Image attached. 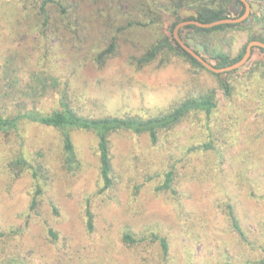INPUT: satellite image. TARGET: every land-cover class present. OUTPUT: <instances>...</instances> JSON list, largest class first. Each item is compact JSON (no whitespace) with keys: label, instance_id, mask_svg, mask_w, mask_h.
<instances>
[{"label":"rangeland","instance_id":"1","mask_svg":"<svg viewBox=\"0 0 264 264\" xmlns=\"http://www.w3.org/2000/svg\"><path fill=\"white\" fill-rule=\"evenodd\" d=\"M33 1L27 5L18 3L10 15L14 13L21 17V14H25V19L34 18L35 25L32 29L36 30L42 23L38 11L41 4L39 0ZM78 1H81L77 10L81 24L67 25L66 22L63 24L62 20L56 21L54 18L59 32L53 38L56 57L53 55L59 61L61 72L79 85V95L75 98L82 102L81 112L84 115L118 113L128 109L135 111L141 109L145 114H154L183 98L186 93L185 87L189 84V76L179 65L181 63L177 58H174L168 67L163 65L158 67L154 63L137 69L132 64L133 49L126 44L124 38L129 37L147 44L151 36L147 29L117 34L121 39L120 50L108 60L105 68L95 69L88 60L87 49L105 48L103 45L107 43L110 34L104 31L103 24L110 22L112 27L109 31L119 33L118 29L113 27H119L118 24L127 22L128 18H136L138 13L130 12L133 17L123 15V11L128 12L127 9H130L129 0H114L115 5L110 8L107 7L109 0ZM233 2L230 4L231 16L241 10L240 4ZM251 2L258 4L259 7L255 11H259V15L264 13V0ZM118 7L122 11L118 12ZM184 9L189 10L188 8L182 10ZM158 11L162 12L161 6ZM161 16L160 31L173 36L177 26L173 29L172 24L173 22L175 24L176 17H171L167 13ZM171 18L175 20L172 22ZM258 21L257 19L252 26L253 31L259 26ZM5 23L6 21L1 22L2 25ZM183 23L189 25V21L179 22ZM252 23L251 19L243 23V26H250ZM73 30L82 36L81 45H77L72 39ZM253 31L234 33L229 45L222 41L221 48L233 56L238 54L248 43V33L251 34ZM38 35L36 32L30 33L27 25L20 30L16 27L9 29L8 25L2 29L0 69L8 59L15 57L12 71L8 74L17 69L18 75H25L27 69L21 65L17 66L16 63L24 58L29 63L27 67L34 65L35 55L38 56L39 53ZM187 35L189 39L195 41L193 32L189 31ZM258 60L255 57L251 65L242 71L233 70L239 74L235 85L236 90H240V94H237L240 100L244 99V89L239 88L247 80L252 79L255 82L259 77L260 81L257 84L264 87V74L252 69ZM199 80L201 82V79ZM218 96L222 111L230 102L221 92ZM262 106L264 103H260L254 111L251 110L246 119L254 124L257 121V126L262 128V134H252V137L247 138V142L239 139L241 143L235 142L236 145L233 144L234 135L230 130L220 138L219 149L227 156L226 162L220 167L224 169L223 171L218 169L215 158L203 152L192 155L190 162L186 163L183 159L176 161L175 157L184 149L182 146L192 144L194 135L198 136L202 131L199 126L193 129L190 125L184 124L170 131L169 135H162L167 142L160 143L162 147L152 145L147 135H114L112 137L115 147L114 165L121 173L120 187L114 191L121 198V206L109 205L106 193L100 192L103 183L100 177L97 140L93 134L76 130L72 136L76 153L82 160V167L76 173L64 172L59 168L61 175L53 179L47 187L44 186L41 204L32 211L30 208L34 193L32 182L26 178L16 179L15 176V181L11 180L13 176L1 167L3 161L1 158L4 155L11 157L14 149H18L21 144H14L10 139L12 135L0 136V146L3 147V150L0 147V264H164L159 258V249L156 247L158 243L153 247L149 245L135 247L123 240V236L130 229L136 233L144 232L149 235L156 231L160 236L166 235L171 249L166 264H249L252 259L255 262L254 259L258 255L254 258V250L244 245L245 242L233 231L225 214V205L227 201L233 204L248 238L258 245L264 244V112L260 109ZM23 126L22 132L29 139L26 147L30 152L36 150L45 152L51 158L49 160L51 163L52 160L62 157L59 133L46 128H40L39 131L31 124ZM239 135L240 138L244 136L241 132ZM131 140L133 148H130ZM47 144L49 145L46 147ZM44 147L49 149L45 150ZM171 153L175 154L172 160L168 157ZM169 165L170 167L177 165L180 179L175 184L184 192L180 201L185 211L182 209L181 214L176 213L177 207L167 198L169 195L161 192L158 194L155 191L162 182L160 177L155 178L153 175L162 172ZM200 167L205 169L207 176L197 177V169ZM192 173L196 175L194 178ZM144 180L146 183L135 197L131 186ZM109 194V197H114L112 192ZM88 201L92 202L93 206L97 207L96 212H99L100 222L93 235L88 232L85 215ZM54 207L57 208V212ZM127 223L130 227L126 226ZM50 230L57 236L50 234Z\"/></svg>","mask_w":264,"mask_h":264},{"label":"trees","instance_id":"2","mask_svg":"<svg viewBox=\"0 0 264 264\" xmlns=\"http://www.w3.org/2000/svg\"><path fill=\"white\" fill-rule=\"evenodd\" d=\"M160 1L129 0L130 9H127V11L129 10L128 12L123 11V15L132 16L130 12H134L138 13L137 17L138 15L139 17L135 18L132 16L133 18H128L127 22L118 24L119 27H113V29H118L119 33L117 31L113 32V30L110 32L109 29L112 24L105 22L103 24L104 31L110 34L107 43L103 45L105 48L99 50L100 47H89L87 49V57L95 69L101 70L105 68L108 60L113 58V55L121 48V39L118 38L117 34L147 29L146 31L149 30L148 32L151 34L150 42L147 44L129 37L124 38L126 44L133 49L131 50L134 53L131 58L132 64L137 69L145 68L154 63L158 67L161 65L168 67L172 60L177 58L178 62L181 63L179 65L188 72L189 76V84L185 87V95L154 114H145L141 112V109L136 111L128 109L118 113L105 112L102 115H84L81 112L83 104L75 98L79 95V85L71 77H66L61 72L59 61L53 55L55 54L56 57L53 38L59 32L56 21L62 20L63 24L66 22L67 25L73 24V26L81 24L80 16L79 14L77 15L81 1L39 0L41 5L38 6V11L42 23L36 30L32 29L35 25L33 22L35 21L34 18L32 20L29 17L25 19V14H21L22 18L18 14L13 13L10 15L18 3L22 2L23 5H27L33 3V0H2L0 3L1 32L7 25L9 29L16 27L18 30L27 25L30 33L36 32L39 34L37 42L39 53L38 56L35 55L36 61L34 65L27 67L29 63L24 58L16 63L17 66L21 65L27 69L25 75H18L17 69H14L12 74H8L12 71V66L14 65L13 59L15 57L13 54L12 57L14 58L8 59L7 63L2 65L3 68L0 69V136L10 137L12 135L10 139L13 143L21 144L18 149H14L11 157H4V155L1 158L3 159L1 167L13 176L11 180L15 181L16 177V179L20 180L26 178L32 182L34 187L32 204L30 205L32 211H35L38 205L41 204V197L45 190L44 186L46 185L47 187L53 179L61 175L59 168L64 172L76 173L82 167V160L79 159L76 153L72 136V133L76 130L93 134L97 140L100 177L103 183L100 192L106 193L109 205L118 204V206L122 205V201L114 190L120 187L121 182L119 179L121 173L117 171L114 165L115 147L112 138L114 135H147L152 145H160V143H167L162 138V135H169L170 131L182 127L184 124L190 125L193 129H197L199 126L202 131L199 132L198 136L194 135L192 144H184L182 146L184 148L183 151L175 159L177 162L183 159L187 163L190 162L192 159L190 157L195 153H207L211 158H215V164L218 165V169L221 171L223 168L221 169L220 167L226 162L227 156L219 149L220 138L225 136L230 130L234 135L233 144L236 145L240 140L245 142L254 133L257 135L262 134V128L257 126V121L254 124L246 120L248 113L254 111L260 103H264V87L257 84L260 81L259 77L256 78L257 81L255 80V82L249 79L245 84H242L239 89H244V99L240 100L238 99L239 96H237V94H240V90H236L237 86L235 85L239 77L237 71L226 72L225 77L222 78L219 73L210 71L187 52L177 42L174 35L168 36L160 31L161 15L163 13L176 17L175 24L174 22L172 24L173 29L181 21L197 20L201 23H211L221 19H228L232 15L230 3L232 1L239 2V0ZM114 5V0H109L107 7L110 8ZM160 6L162 8L161 13L158 11ZM183 8L196 12L197 17L182 16L181 10ZM117 10L118 12L122 11L120 7ZM243 13L244 10L237 13V15L241 16ZM256 18L259 20L257 22L258 27H264V13L257 14ZM2 21H6V23L2 25ZM38 22L40 23L39 20ZM73 29L75 28L73 27ZM247 30L251 32L253 28L246 29L228 23L211 28L189 24L179 29V35L186 42L188 38L187 32L194 31L195 42L204 46L205 53L202 54V57L217 68H225L243 59L248 43L241 48L238 54L233 56L230 52L221 48L222 41L229 45L234 33ZM248 34V42L262 39L259 36H256L257 39L252 37V33ZM72 39L77 45H81L82 36L78 31L73 30ZM252 51V55L255 54L254 57L259 59L256 63L254 62L253 71L264 74V50L260 47H254ZM199 79H201V82ZM204 82L205 84H203ZM250 90L251 95H249ZM219 92L225 98H228V102H230L222 111L218 96ZM249 99L251 100L249 101ZM260 109L261 112H264V106ZM26 124L35 126V129L39 131L46 128L59 133L63 151L62 157L55 161L52 160L51 163L49 162L51 158L45 152L37 150L30 152L26 147L29 144V139L22 132L23 125ZM251 126H254V128L252 129ZM258 129L259 131L257 132ZM240 132L244 135L241 137L242 139L239 135ZM25 133H27V130H25ZM160 146L162 147V145ZM46 147L43 149L48 150L49 148ZM130 148H133L132 140ZM1 149L3 150V147ZM174 156L175 154L171 153L168 157L172 160ZM207 175L204 168L200 167L197 169V177ZM194 176L196 175L192 173L193 178ZM153 177H160L162 182L155 188V191L158 194L161 192L169 195L167 198L177 207L175 209L176 213L181 214L182 209L185 211V207L180 201L184 192L175 184L180 179L177 165L172 167L169 165L168 168L166 166L162 172L156 173ZM145 183L144 180L142 183L135 182L131 186L133 188L132 194L135 197ZM109 192H112L114 197H109ZM225 206V214L231 223L233 231L245 242L244 245L254 250V258L258 255L254 259L255 262L252 259L248 263L264 264V244L258 245L255 241L248 238L232 203L227 201ZM87 207L85 214L87 216V228L89 234L93 235L95 228L100 222L99 212H96L97 207L93 206L90 201H88ZM54 208L57 212V208ZM126 226L130 227V224L127 223ZM128 231L123 236L124 241L135 247L143 245L153 247L154 244L158 243L156 247L159 249L158 254L161 262L163 261L166 264V261H169L171 249L166 235L160 236L156 231L149 235L144 232L136 233V231L131 229ZM50 234L57 236L52 230H50Z\"/></svg>","mask_w":264,"mask_h":264},{"label":"water","instance_id":"3","mask_svg":"<svg viewBox=\"0 0 264 264\" xmlns=\"http://www.w3.org/2000/svg\"><path fill=\"white\" fill-rule=\"evenodd\" d=\"M246 5H247V9L245 14L241 17V18H228V19H221L215 22H211V23H201L197 20H191L189 21V24H195L199 27H203V28H211L220 24H226V23H238L241 22L242 20H244L250 13V11H255L259 6L258 4L253 3V9L251 8V5L246 2V0H243ZM237 1H234L233 3H236ZM237 4V3H236ZM181 15L184 17H190V16H194L197 17V13L194 11H190V10H182L181 11ZM175 19L171 18V21L173 22ZM186 24H178L176 29L174 30V37L177 40V42L187 51L189 52L192 56H194L203 66H205L207 69H209L212 72L215 73H219L221 75V77H225V73L228 71H233V70H238V71H242L244 68H247L251 65L252 60L255 58L254 56H252V48L254 46H261L264 47V43L259 42V41H253L250 42L247 46V52L245 54V56L243 57V59L231 66L225 67V68H217L213 65H211L209 62H207L203 57L202 54L205 53L204 50V46L202 44L196 43L193 39H186V42L181 38V36L179 35L178 29L185 26ZM258 35L262 36L264 38V29H259L258 30ZM199 53H198V52ZM201 53V54H200ZM252 57V58H251Z\"/></svg>","mask_w":264,"mask_h":264},{"label":"flooded vegetation","instance_id":"4","mask_svg":"<svg viewBox=\"0 0 264 264\" xmlns=\"http://www.w3.org/2000/svg\"><path fill=\"white\" fill-rule=\"evenodd\" d=\"M246 2H248L250 5H251V8L253 9V2H251V0H246ZM232 3V2H231ZM230 3V4H231ZM238 3V5L240 4V11L238 12V13H240L242 10H244V13H243V15L245 14V12H246V9H247V5H246V3L243 1V0H239V2H237ZM257 14H259V11H250V13H249V15L244 19V20H242L241 22H238V23H228V24H235L237 27H244V28H248V27H252V26H254L255 25V23H256V21H257V18H256V15ZM243 15H241V16H238L237 14L236 15H233V16H230L229 18H241ZM252 19V21H253V23L250 25V26H243V23H245V22H248V20H251ZM189 21H191V20H189ZM195 25V24H194ZM258 28L259 27H256V29L252 32V37H261L262 39L261 40H254V41H259V42H262V43H264V38L262 37V36H260V35H258L257 33H256V30H258ZM191 32H194V31H191ZM257 37H256V39H257ZM250 42H253V41H250ZM250 42H248V44L250 43ZM248 46V45H247ZM254 47H260L261 49H263L264 50V47H261V46H254ZM254 47L252 48V50L254 49ZM246 52H247V47H246ZM253 52V51H252Z\"/></svg>","mask_w":264,"mask_h":264}]
</instances>
